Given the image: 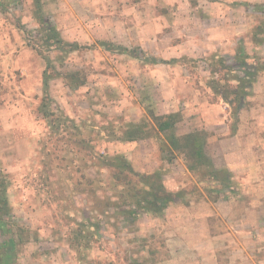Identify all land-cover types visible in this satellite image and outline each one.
Masks as SVG:
<instances>
[{
    "label": "rangeland",
    "instance_id": "obj_1",
    "mask_svg": "<svg viewBox=\"0 0 264 264\" xmlns=\"http://www.w3.org/2000/svg\"><path fill=\"white\" fill-rule=\"evenodd\" d=\"M2 2L0 170L9 175V220L19 232L15 264H36L24 255L42 258L43 264H167L175 248L169 240L173 219L195 224V232L202 233L200 212L193 210L217 186L189 171L183 155L163 149L160 136L126 141L123 135L131 122L152 123L148 103L158 113L186 114L206 102L227 104L222 94L231 99L245 71L235 60L241 45L249 55L248 71L257 68V76L263 75L264 43L256 45L254 33L264 22L245 3L264 0H41L45 18L64 39L92 45L64 59L50 53L58 71H75L84 82L72 88L63 77L51 80L53 126L40 110L46 61L30 45L39 29L36 0ZM100 40L128 50H107L97 44ZM132 50L161 62L136 58ZM222 58L231 69L224 68ZM254 84L248 88L253 96ZM227 109L231 113L233 106ZM95 151L123 152L139 172L160 170L166 188L179 198L162 215L139 211L131 221L107 206L105 197L116 199L112 172L98 162ZM89 216L100 223L97 230L78 226ZM223 217L214 219L220 233L230 230L229 216ZM48 237L54 243L42 242ZM5 238L0 234V243ZM45 251L55 257L48 260Z\"/></svg>",
    "mask_w": 264,
    "mask_h": 264
},
{
    "label": "trees",
    "instance_id": "obj_2",
    "mask_svg": "<svg viewBox=\"0 0 264 264\" xmlns=\"http://www.w3.org/2000/svg\"><path fill=\"white\" fill-rule=\"evenodd\" d=\"M36 10L34 12L35 18L38 22L39 29L38 35L35 39H31L30 45L36 49L38 54L46 61V68L43 71V91L44 97L41 103L40 110L44 118L48 121L49 125L53 126L56 123V115L50 109L51 99H49V88L51 80L57 77H63L72 88L79 87L84 84L83 80L78 79L77 72L63 73L56 69L53 64V59L50 55L51 52H56L59 59H64L66 55L74 51L91 48L92 45H83L79 42H72L64 39L59 29L44 16L41 0H36ZM249 8L260 13L261 19L264 22V4L245 3ZM3 5L0 0V6ZM257 31L254 33L256 45L264 43V37H259L264 30V24H259L256 27ZM97 44L107 50H115L118 52H127V48L115 45L108 41H97ZM258 52V51H257ZM132 56L141 58L152 63L161 62L153 57H143L136 50L131 51ZM248 53L241 45L235 55V60L239 66L244 68V75L238 77L237 84L234 85L231 93V99L228 94H222L223 101L229 106H233L230 117L238 120V113L245 103V98L249 94V87L252 86L255 78L248 68L251 67L247 59ZM221 63L225 69H231V66L222 58ZM166 62V61H164ZM212 74L216 71L210 70ZM77 79H76V77ZM230 93V92H229ZM146 109L150 114L152 123L148 121L131 122L124 133V140L135 141L153 135H158L161 138L162 148L169 151L171 155L181 154L185 160L187 169L201 178L219 182L228 187L232 184V171L227 167H217L213 161L212 156L207 152V143L210 133L206 129L194 130L185 134H178L176 125L183 118L182 111H173L168 113L156 112L152 103L146 105ZM234 124L231 125V132L234 131ZM149 127V130L146 129ZM96 159L100 164L109 169L112 174V189L116 193V199L113 200L109 197L107 199V206L113 205L119 209L120 213L127 216L131 221H134L139 216V211L142 214H151L159 216L174 202L177 201L179 195L173 193L166 188L163 179V173L160 170L146 173L139 172L135 169L132 161L123 152L100 154L95 151ZM174 158H168L172 162ZM9 175L5 170H0V234L6 238L0 243V264H12L18 252L19 242L17 241L16 226L9 220L11 212L8 189H9ZM96 206H101L102 201L97 196V189H93ZM91 217H86L84 223H78V226L87 225L89 230H97L100 223L91 221ZM19 228V227H18ZM79 228V227H77ZM94 228V229H92ZM76 232V230H75ZM81 230L77 229L79 234ZM94 235V231L90 232Z\"/></svg>",
    "mask_w": 264,
    "mask_h": 264
},
{
    "label": "crops",
    "instance_id": "obj_3",
    "mask_svg": "<svg viewBox=\"0 0 264 264\" xmlns=\"http://www.w3.org/2000/svg\"><path fill=\"white\" fill-rule=\"evenodd\" d=\"M257 77L252 83L257 94L250 93L245 98L233 132L229 106L223 103H202L192 114L184 111L176 125L177 133L184 130L182 134L206 129L210 133L208 154L217 167L229 168L233 176L230 187L212 181L217 187L205 193L194 208L200 212L198 222L204 234L195 232V224L185 225L180 219H173L174 226L169 228L172 227L170 235L174 237L169 240L175 248L169 250L167 264H264V73ZM256 83L263 85L259 86V93ZM257 100L263 104H256ZM173 111L176 110L168 112ZM212 193L227 195L213 197ZM223 216H229L230 230L220 233L215 230L214 219ZM45 241L54 243L52 237L42 240ZM44 255L48 260L55 257L52 251H45ZM24 256L25 260L31 258L34 263L43 264L42 258Z\"/></svg>",
    "mask_w": 264,
    "mask_h": 264
}]
</instances>
